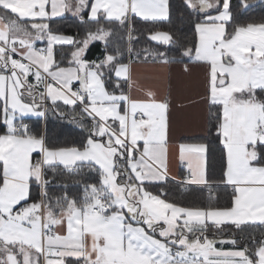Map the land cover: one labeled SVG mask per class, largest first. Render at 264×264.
<instances>
[{
    "label": "snow or ice",
    "instance_id": "obj_1",
    "mask_svg": "<svg viewBox=\"0 0 264 264\" xmlns=\"http://www.w3.org/2000/svg\"><path fill=\"white\" fill-rule=\"evenodd\" d=\"M237 12L182 0L185 37L156 27L170 0H0V264H264V19ZM69 16L82 31L54 27ZM149 61L201 69L219 153L211 165L208 143H179L172 199L170 101L131 94ZM50 116L80 140L51 143Z\"/></svg>",
    "mask_w": 264,
    "mask_h": 264
},
{
    "label": "crops",
    "instance_id": "obj_2",
    "mask_svg": "<svg viewBox=\"0 0 264 264\" xmlns=\"http://www.w3.org/2000/svg\"><path fill=\"white\" fill-rule=\"evenodd\" d=\"M132 78V95L140 97L144 91L151 90L158 99L170 101L169 175L173 179L169 181L176 182L185 173L176 156L178 144L193 143L189 138L201 136L206 130L207 108L201 100L203 73L197 67L186 73L181 64L162 65L149 61L135 63Z\"/></svg>",
    "mask_w": 264,
    "mask_h": 264
},
{
    "label": "trees",
    "instance_id": "obj_3",
    "mask_svg": "<svg viewBox=\"0 0 264 264\" xmlns=\"http://www.w3.org/2000/svg\"><path fill=\"white\" fill-rule=\"evenodd\" d=\"M170 2L173 5V17L172 22L170 24L164 23L157 25L156 27L159 30L162 31H172L177 32L179 34L180 30H182V34L185 37H190L191 32L189 29V22L187 18H185L183 21L180 19V5L182 3V0H170ZM233 6H234V12H237L238 7V0H232ZM237 19L240 22H247L249 20L257 21L264 19V2H261V0H255L254 7L245 12L243 15L239 14L237 12ZM54 27L58 28L60 31L74 35L78 29H80V26L76 23V21L69 16L67 19H64L62 21H59ZM151 25H146L143 23H137V34H146L147 31L151 28ZM82 31V29H80ZM144 36L141 35L140 39V45H144ZM101 46L99 44L95 45L91 48L88 58L90 60H95L98 56H101ZM126 88V86H125ZM207 117H206V130L205 133L201 136H194L192 138H189V141L191 142H205L209 144L210 152H209V161L211 165H216L218 162V156L219 153L216 150L217 145L214 142L213 138L208 135L207 133ZM48 135L50 138V142L57 145H65V144H71L74 141H79L81 138L82 133L80 132L79 128L70 123L67 120L61 121L59 119H56L54 117H49V123H48ZM163 189L165 192L168 193L169 199H172L178 195L177 193V184L176 182L169 181L167 184L163 185ZM161 188L160 186H155L151 189L154 193L160 192ZM221 196V202L226 199V194L223 191H220ZM184 202H192L191 198H187Z\"/></svg>",
    "mask_w": 264,
    "mask_h": 264
},
{
    "label": "built area",
    "instance_id": "obj_4",
    "mask_svg": "<svg viewBox=\"0 0 264 264\" xmlns=\"http://www.w3.org/2000/svg\"><path fill=\"white\" fill-rule=\"evenodd\" d=\"M185 174H186V173H184V175H185ZM184 175H183V176H184Z\"/></svg>",
    "mask_w": 264,
    "mask_h": 264
}]
</instances>
